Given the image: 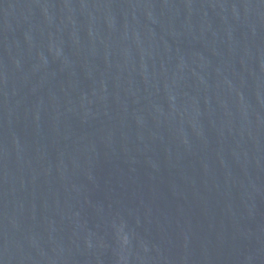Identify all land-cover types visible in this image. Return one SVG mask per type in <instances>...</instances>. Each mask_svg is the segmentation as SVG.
<instances>
[{
    "label": "water",
    "instance_id": "95a60500",
    "mask_svg": "<svg viewBox=\"0 0 264 264\" xmlns=\"http://www.w3.org/2000/svg\"><path fill=\"white\" fill-rule=\"evenodd\" d=\"M0 264H264V0H0Z\"/></svg>",
    "mask_w": 264,
    "mask_h": 264
}]
</instances>
